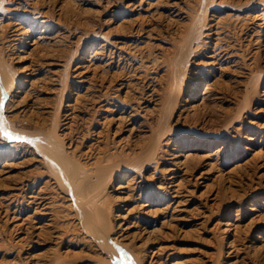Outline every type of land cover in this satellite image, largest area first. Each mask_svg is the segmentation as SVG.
<instances>
[{
  "label": "rangeland",
  "instance_id": "374dc122",
  "mask_svg": "<svg viewBox=\"0 0 264 264\" xmlns=\"http://www.w3.org/2000/svg\"><path fill=\"white\" fill-rule=\"evenodd\" d=\"M0 64V264H111L28 143L53 127L88 169L143 166L94 220L142 264H264V0H0Z\"/></svg>",
  "mask_w": 264,
  "mask_h": 264
},
{
  "label": "bare ground",
  "instance_id": "6f19581e",
  "mask_svg": "<svg viewBox=\"0 0 264 264\" xmlns=\"http://www.w3.org/2000/svg\"><path fill=\"white\" fill-rule=\"evenodd\" d=\"M195 26L197 27V25ZM196 27L191 30L189 34L190 37H187V45H190L192 41L194 42L195 39L193 38L197 37L198 39V35H200L201 29L200 27ZM188 46L181 48L182 52L178 56L183 55V53L185 55V51L188 50ZM177 59L178 60H175V62L172 63V69L173 71L174 69H176L174 72L177 73V75L173 77V83L170 84V94L168 99L171 103H175V100L178 98L180 90L183 87V72L185 70L182 71V69L183 66H185L183 64L187 63L182 57H178ZM176 71H178L179 73ZM14 82L15 77L13 75L10 76V72L7 70V68L0 64V125L4 124V115L2 116L1 114V102L4 99L7 90L14 88ZM5 127H7L9 131H14V127H12V125L10 124L8 125V123L7 125L6 123L3 125V128ZM56 128L57 127H53L51 131L48 132L38 131L36 132L37 134L32 133V136H37L38 139L35 141L32 139L28 143L31 145L32 149L37 153V156L40 157V159L37 158L38 162L53 177L58 189L62 191L65 197H68L69 201L71 202L70 205L74 210L73 215L79 221L80 227H82L83 231L89 234L93 238V240H95L100 250H104L106 252V254L110 257L111 264H136V262H139L138 264H142L143 259L139 258V253L132 250L129 246L121 244L118 241V238H110L104 230H102L103 233L100 232L98 228H96L94 222H98L99 219L102 227L104 226L106 228L107 226L106 218L107 215L110 214V210H105V205L103 206V204H105V201L103 200L104 190L105 187L112 180V178L118 173V171L120 169H124L126 172L138 173L139 170L143 168V166L138 164L136 165L135 163H128L127 165L125 164L123 166H117L115 168H109V166L107 167L105 165L102 167L98 166L94 169H88L81 165L78 160L70 152L67 151V149L63 145L62 139L57 136V134H55ZM9 131H7V133ZM1 132L3 133L2 130L0 131V133ZM16 132L14 134L17 136L19 132ZM160 133L163 134L161 130ZM3 134L5 135V133ZM7 135L9 136L10 134L8 133ZM156 136L157 139L153 141L150 145L146 146V148L142 152V154H145V156H141V159L144 160L143 158H145L147 161H149V163L156 155L159 142L162 138V135ZM10 147H16V145H10ZM29 152L34 158H36L31 151ZM146 160H144L143 163H146ZM125 224V228H123L124 224L122 222L118 226L122 234H125L124 232H126V230L129 228L130 222ZM122 234L120 235L121 237L123 236ZM95 235L97 236L96 238ZM126 236L127 234L125 235V237ZM129 249L133 251V254L132 252H129Z\"/></svg>",
  "mask_w": 264,
  "mask_h": 264
},
{
  "label": "snow or ice",
  "instance_id": "6c2138e0",
  "mask_svg": "<svg viewBox=\"0 0 264 264\" xmlns=\"http://www.w3.org/2000/svg\"><path fill=\"white\" fill-rule=\"evenodd\" d=\"M5 136H7V133H5Z\"/></svg>",
  "mask_w": 264,
  "mask_h": 264
}]
</instances>
